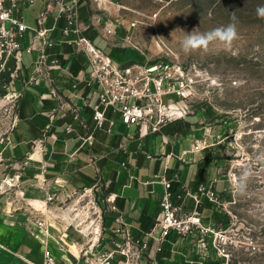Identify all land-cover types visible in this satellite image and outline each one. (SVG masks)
I'll list each match as a JSON object with an SVG mask.
<instances>
[{"label": "crops", "instance_id": "obj_1", "mask_svg": "<svg viewBox=\"0 0 264 264\" xmlns=\"http://www.w3.org/2000/svg\"><path fill=\"white\" fill-rule=\"evenodd\" d=\"M50 0H20L24 23L29 27L23 40L20 69L6 85L12 120L0 137V264H42V235L31 215L29 204L43 203L46 192L75 190L101 185L109 192V210L104 223L110 228L126 225L133 237L140 239L159 214L164 187L159 177L172 178L176 191L193 190L201 182L218 180L216 190L229 198L222 175L224 165V124L207 123L201 112L171 124L162 134L134 138L135 129L116 123L109 134L110 123L97 129L91 113L84 108L80 94L87 92L89 67L72 45L62 41L60 28L50 37L54 45L36 37L37 18ZM143 0H108L100 10L96 3L84 0L78 8L79 28L83 37L91 39L115 62L131 63L144 58L148 42L141 32L144 18H151ZM58 8L47 18L46 27L55 26ZM153 15V14H152ZM115 23L112 34L105 25ZM137 22L133 27L132 23ZM33 47V52L27 48ZM47 48L44 62L40 56ZM77 111L80 116L77 117ZM118 117V116H117ZM204 118V120H203ZM206 139L209 147L180 160L196 140ZM64 185V190L55 181ZM46 186V187H45ZM56 186V187H53ZM107 197V198H108ZM190 206H193L191 201ZM203 216L222 224V214L205 203ZM73 244L80 241L74 230L69 231ZM156 245V244H155ZM54 254L60 252L50 244ZM158 257L165 264H181L195 260L194 254L172 252L170 242L163 245ZM71 258V257H70ZM62 261L63 264H74Z\"/></svg>", "mask_w": 264, "mask_h": 264}, {"label": "built area", "instance_id": "obj_2", "mask_svg": "<svg viewBox=\"0 0 264 264\" xmlns=\"http://www.w3.org/2000/svg\"><path fill=\"white\" fill-rule=\"evenodd\" d=\"M82 1L50 0L46 10L37 18V28L33 31L50 48L54 45L50 35L59 27L64 38L62 42L74 46L76 52L85 58L86 67L91 69L90 79L87 92L79 97L84 108L91 113L96 128H103L108 121V133L111 134L115 124L122 123L128 128L133 127V137L139 139L148 134H162L171 124L193 114L192 101L200 83L194 69L163 56L149 58L140 48L144 58L125 64L115 62L91 39L81 35L78 8ZM91 1L105 11L108 0ZM54 6L58 8L55 26L47 28V18ZM157 17L158 13H154L150 20ZM136 24L134 22L132 26ZM143 24L153 27L146 22ZM114 27L113 22L106 24V33L112 34ZM28 30L31 29L24 23L20 0H0V81L14 78L20 69L23 40ZM32 48L27 51L33 52ZM46 52L47 48L41 54L40 62L45 61ZM76 116H80L78 111ZM208 147L206 139L196 140L190 150L182 153L180 160ZM176 182H179L178 175L170 179L159 177V183L164 187L160 211L153 226L144 231L140 239L133 237L126 225L106 226L102 210L89 207L90 202L87 206H80L81 199L89 191L98 189L97 186L68 194L53 192L49 188L40 206L29 204L38 228L36 231L42 235V264L73 263L71 258L75 260L74 264H165L167 258L156 254L164 250L166 242H170L172 252L178 245H183L185 250L180 254L184 258L188 252L194 254L195 260L185 259L181 264H231L236 241L228 236L227 228H221L203 216L205 203L220 214L226 208L227 202L216 190L218 180L204 181L193 190L182 191L174 189ZM230 183L234 186L232 179ZM54 184L59 189L65 188L58 180ZM230 190L226 188L225 191ZM76 196V200H72ZM69 200H72L70 206L67 204ZM70 230L77 232L80 241L71 243ZM50 244L56 245L59 255L54 254Z\"/></svg>", "mask_w": 264, "mask_h": 264}, {"label": "rangeland", "instance_id": "obj_3", "mask_svg": "<svg viewBox=\"0 0 264 264\" xmlns=\"http://www.w3.org/2000/svg\"><path fill=\"white\" fill-rule=\"evenodd\" d=\"M143 1L151 16L158 13L155 20L144 18L153 25L144 26L141 32L148 42L145 54L153 59L163 56L194 69L200 82L192 101L194 111L206 115L207 123L224 124L222 175L231 190L229 198H223L227 202L222 212L225 219L218 224L227 228L228 236L237 243L231 264H264V18L256 13L264 0ZM232 22L238 38L231 48L211 45L206 53L182 51L185 32L194 28L207 32ZM9 103L1 80L0 137L12 120ZM246 169L251 175L241 194L230 179H239ZM108 194L100 185L81 199L80 206L90 202L89 207L100 208L104 214L110 209ZM72 200L67 201L68 206Z\"/></svg>", "mask_w": 264, "mask_h": 264}, {"label": "clouds", "instance_id": "obj_4", "mask_svg": "<svg viewBox=\"0 0 264 264\" xmlns=\"http://www.w3.org/2000/svg\"><path fill=\"white\" fill-rule=\"evenodd\" d=\"M256 13L259 17L264 18V5L258 6ZM232 21H235L236 14L232 12ZM185 32V31H184ZM238 38L236 24L234 22L226 26L216 27L207 32H200L198 28H194L191 32H185L181 40V48L185 54H190L196 51L208 52L211 45H219L224 49H229L235 39ZM251 175L250 170H245L241 177L237 179L233 176L232 182L235 189L243 194L246 189V182Z\"/></svg>", "mask_w": 264, "mask_h": 264}, {"label": "trees", "instance_id": "obj_5", "mask_svg": "<svg viewBox=\"0 0 264 264\" xmlns=\"http://www.w3.org/2000/svg\"><path fill=\"white\" fill-rule=\"evenodd\" d=\"M10 81V77H7L5 80H4V85H7Z\"/></svg>", "mask_w": 264, "mask_h": 264}, {"label": "bare ground", "instance_id": "obj_6", "mask_svg": "<svg viewBox=\"0 0 264 264\" xmlns=\"http://www.w3.org/2000/svg\"><path fill=\"white\" fill-rule=\"evenodd\" d=\"M42 203L37 204L36 206H40Z\"/></svg>", "mask_w": 264, "mask_h": 264}]
</instances>
